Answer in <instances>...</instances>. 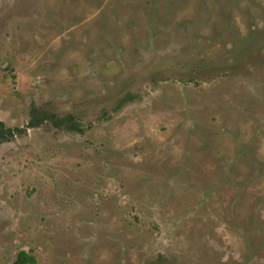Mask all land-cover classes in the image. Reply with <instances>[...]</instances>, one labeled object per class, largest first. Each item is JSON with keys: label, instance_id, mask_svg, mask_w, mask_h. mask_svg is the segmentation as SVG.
Masks as SVG:
<instances>
[{"label": "rangeland", "instance_id": "1", "mask_svg": "<svg viewBox=\"0 0 264 264\" xmlns=\"http://www.w3.org/2000/svg\"><path fill=\"white\" fill-rule=\"evenodd\" d=\"M0 120V264H264V0H0Z\"/></svg>", "mask_w": 264, "mask_h": 264}, {"label": "trees", "instance_id": "2", "mask_svg": "<svg viewBox=\"0 0 264 264\" xmlns=\"http://www.w3.org/2000/svg\"><path fill=\"white\" fill-rule=\"evenodd\" d=\"M133 97L134 96L132 94H129L123 100L124 101L131 100ZM43 115H44L43 117H40L36 112H34V116L32 118V121L30 122V127L39 126L45 120H52L57 125H61L64 123V119L58 118L56 115H53V114L47 115V113L46 114L43 113ZM65 123L67 124V127L71 130L82 131L81 124L76 121L66 119ZM17 132L19 133L22 132V129L20 128L13 129V128L7 127L5 123L2 120H0V142H4V141L11 139L12 137H14V135ZM35 262H36V259L33 256H31L26 251H21L17 256V259L12 264H35Z\"/></svg>", "mask_w": 264, "mask_h": 264}]
</instances>
